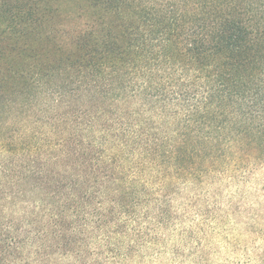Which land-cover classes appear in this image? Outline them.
<instances>
[{"label":"clouds","instance_id":"1","mask_svg":"<svg viewBox=\"0 0 264 264\" xmlns=\"http://www.w3.org/2000/svg\"><path fill=\"white\" fill-rule=\"evenodd\" d=\"M0 264H264V0H0Z\"/></svg>","mask_w":264,"mask_h":264}]
</instances>
